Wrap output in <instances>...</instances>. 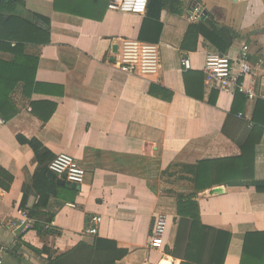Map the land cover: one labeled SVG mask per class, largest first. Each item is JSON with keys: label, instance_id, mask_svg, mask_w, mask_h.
I'll return each instance as SVG.
<instances>
[{"label": "crops", "instance_id": "obj_1", "mask_svg": "<svg viewBox=\"0 0 264 264\" xmlns=\"http://www.w3.org/2000/svg\"><path fill=\"white\" fill-rule=\"evenodd\" d=\"M184 3L181 14L161 12L157 45L162 68L151 77L125 73L115 64L122 39L140 40L147 13L110 10L109 0H24L14 11L16 23L24 26L16 35L24 39H8L0 49V69L19 80L11 94L17 112L8 119L0 115L5 121L0 124V170L13 177L8 189L0 187L7 190L0 203V264H47L48 254L39 252L44 247L60 255L95 237L128 250L117 264H182L186 245L178 257L169 253L177 239V198L163 193L160 179L153 191L141 170L241 154L238 143L223 133L235 94L213 93L205 82L201 99L186 91V85L200 80L189 71L204 73L207 54L217 52L202 36L195 51H182L187 28L195 22L190 19L193 6L238 32L230 56L249 47L255 70L247 82L255 80L257 97L238 102L243 109L237 115L250 123L238 140L253 125L257 101H264V0ZM19 57L25 65L17 64ZM185 57L189 68L182 64ZM34 59L36 83L26 88L22 77L29 74L30 61L33 70ZM260 113L264 118V108ZM19 135L37 138L49 156L39 161ZM60 153L74 156L85 168L82 184L63 185L65 179L49 169L43 174ZM255 180L264 181V131L255 147ZM197 201L204 225L232 234L225 264H242L247 235L264 232V192L220 184L199 192ZM23 210L41 232L23 231ZM97 216L102 218L99 232L89 235L86 230ZM159 218L167 223L155 241ZM249 237L253 255L256 236ZM255 252L248 264H264V248L255 246Z\"/></svg>", "mask_w": 264, "mask_h": 264}, {"label": "trees", "instance_id": "obj_2", "mask_svg": "<svg viewBox=\"0 0 264 264\" xmlns=\"http://www.w3.org/2000/svg\"><path fill=\"white\" fill-rule=\"evenodd\" d=\"M184 2L185 0H151L139 39L142 42L157 44L163 29V23L160 20L161 12L164 9H169L173 13L181 14L185 8ZM21 5H24V0H0V49L8 39L15 37L18 40L24 39L16 35L22 33L20 30H23L24 26L23 24L18 25L16 23L18 18L13 15L14 11ZM37 18L42 20L45 27H49L48 20L40 16ZM201 36L217 52L227 55L234 41L239 37V34L232 27L217 21L212 13L204 11V14L198 21L188 26L181 45L182 51H195L198 39ZM18 45L22 47L23 43L19 42ZM17 61V64L23 62L25 65L24 58L19 57ZM31 65L32 62L30 61L26 70L29 74L31 72L32 76L29 77L28 74L27 77H22L26 88H28L30 83H36L37 63L35 59L33 60L32 71ZM188 74L194 80L198 77L200 80H198L199 83L197 84L193 82L195 85H186L187 93L192 97L201 99L205 74L200 71H189ZM188 74L186 75L187 78ZM13 77L17 78V76H12L7 71L0 69V115L5 116L7 119L13 117L17 112L13 108L11 94L19 80H13ZM213 93H216V91ZM210 101L214 102L213 100ZM238 102H241V104L245 103V97L240 92L235 93V100L223 127V133L238 143L241 149L239 156L205 159L195 164L173 163L166 170L146 165L140 172L141 175L148 179L150 188L155 192H157V184L155 185L154 182L161 179L163 175L174 176L175 172L172 173V171L175 169H178V172L184 175L179 177V179L188 181L190 184L181 186L178 192L169 190V194H173L177 198L179 216L177 219L176 244L174 249L169 251V253L178 257L181 254L183 246L186 245L182 264H225V258L232 237V234L228 231L218 230L201 222L197 201L199 192L220 184L227 186H254L257 191L264 192V181L255 180V147L261 140L264 131V118L261 115L262 113H260V109L264 108V101H257L255 114L252 118L253 125L243 140H238V135L241 133L242 128L249 127L250 123L237 115L243 109L238 106ZM18 141L22 144H28L39 161L50 154L48 149L37 138L28 139L19 135ZM46 170L49 172L48 168L44 166L41 171L44 174ZM12 179L13 177L10 174L4 170H0V187L8 189ZM30 216H33L32 213H30ZM33 225V229L39 232L42 231V227L38 226L37 221ZM249 236H256L253 248L255 254V246L257 251L264 248V232L249 233L244 246L242 264H248L249 257L255 256L254 253L251 255L249 252ZM39 252L48 254L49 260L47 264H117L118 261L128 254V250L119 247L116 241L101 237H95L91 243L80 242L71 250L60 255H56L46 247Z\"/></svg>", "mask_w": 264, "mask_h": 264}, {"label": "built area", "instance_id": "obj_3", "mask_svg": "<svg viewBox=\"0 0 264 264\" xmlns=\"http://www.w3.org/2000/svg\"><path fill=\"white\" fill-rule=\"evenodd\" d=\"M148 5L149 0H109L108 7L110 10L120 13L144 15L147 13ZM203 14V8L196 4L193 6L190 19L196 22ZM115 64L120 70L128 74L142 77L156 76L162 68L159 45L124 38L119 45V53ZM182 64L185 68H189L191 66L189 57L183 58ZM254 70L255 66L251 62L248 46H243L239 55L235 58L229 54L222 55L219 52H209L204 67V82L210 90L228 94L240 92L247 99H255L257 97L256 82L255 80L247 82L248 76L253 75ZM4 123V119L0 118V124ZM48 169L77 185L82 184L87 175L85 168L74 156L68 153H60L54 157L50 161ZM6 194L7 190L0 188V203L4 200ZM21 215L20 226L23 227V231L32 229V220L28 212L23 210ZM93 221V226L89 227L86 233L95 236L99 232L102 218L97 216ZM166 223L165 218L156 220L153 228V240L158 241L160 239Z\"/></svg>", "mask_w": 264, "mask_h": 264}, {"label": "rangeland", "instance_id": "obj_4", "mask_svg": "<svg viewBox=\"0 0 264 264\" xmlns=\"http://www.w3.org/2000/svg\"><path fill=\"white\" fill-rule=\"evenodd\" d=\"M175 172L174 176L169 175H163L160 179L161 181V187L163 188V193L169 194V190H173L174 192H178L181 186L183 185H190L188 181L179 179V177H182L183 173L178 172V169H175L172 171V173ZM173 195V194H169Z\"/></svg>", "mask_w": 264, "mask_h": 264}, {"label": "water", "instance_id": "obj_5", "mask_svg": "<svg viewBox=\"0 0 264 264\" xmlns=\"http://www.w3.org/2000/svg\"><path fill=\"white\" fill-rule=\"evenodd\" d=\"M151 2V0H149V3ZM60 183L61 184H66L67 186H70V185H72V187H76L77 186V184L76 183H71V182H69V181H65V180H60Z\"/></svg>", "mask_w": 264, "mask_h": 264}]
</instances>
